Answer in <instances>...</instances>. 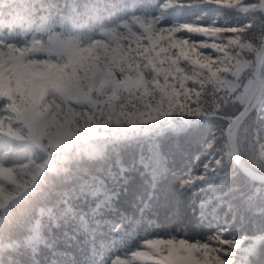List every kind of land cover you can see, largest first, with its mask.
Wrapping results in <instances>:
<instances>
[{
    "label": "snow or ice",
    "instance_id": "6c2138e0",
    "mask_svg": "<svg viewBox=\"0 0 264 264\" xmlns=\"http://www.w3.org/2000/svg\"><path fill=\"white\" fill-rule=\"evenodd\" d=\"M0 264H264V0H0Z\"/></svg>",
    "mask_w": 264,
    "mask_h": 264
}]
</instances>
